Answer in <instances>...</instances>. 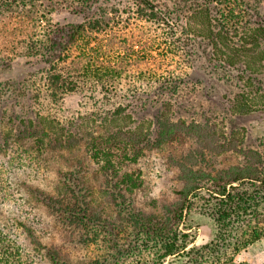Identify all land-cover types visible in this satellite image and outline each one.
<instances>
[{"label":"trees","instance_id":"1","mask_svg":"<svg viewBox=\"0 0 264 264\" xmlns=\"http://www.w3.org/2000/svg\"><path fill=\"white\" fill-rule=\"evenodd\" d=\"M131 1V11L123 18L124 12L107 9L90 16L86 12L90 0H0V63L29 58L43 64L38 95L56 100L78 91H98L111 103L122 89H126L123 98L127 99L149 94L152 89L160 93L162 112L161 120L153 123L157 130L155 141L149 132L151 126L135 122L133 113L125 107L119 105L107 111V125L113 131L103 143L93 144L92 157L104 158L106 167L102 170L111 173L115 171L111 150L120 142L125 159H129L128 152L138 157L142 151L158 147L164 135L177 129L205 142L211 139L209 143L213 145V134L202 125L168 121L171 101L183 93L184 72L179 67L189 60L187 47L180 45L170 16L157 4L152 0ZM217 1V13L222 19L213 18L210 9H191L190 19L198 30L189 39L207 43L211 61L231 70L240 69V91L228 101L231 115L264 113V101L257 108L248 101L249 95H260L264 100V92L256 85L264 65V25L244 22L239 29L240 19L246 18L239 3ZM58 11L82 14L84 20L64 26L52 24L50 16ZM212 18L216 23L223 22L214 25ZM139 49H144L143 55ZM120 121L133 127L123 132L116 128ZM145 124L149 126L146 129ZM32 133L40 143L49 139V145L53 143L58 148L78 143L72 135L66 141L50 137L43 122L37 123V132ZM217 149L237 151L233 141ZM239 153V163L209 172L188 158L177 166L181 189L173 206L165 207L164 214L158 217L134 211L123 200L117 224L94 213L85 195L77 197L74 189L78 185H74L71 173L67 183L74 188L71 186L69 192L65 190L57 197L41 196L40 201L61 225H66L62 232L79 233L70 243H79L80 239L83 248L93 247L99 252L71 261L59 249H49L37 240V264H120L129 260L135 264H234L237 254L264 236V154ZM122 178L124 185L134 183L127 174ZM117 179V174L108 177V185L117 188L113 184ZM204 223L211 229L205 242L194 235ZM15 256L19 259L22 255L0 232V264H10Z\"/></svg>","mask_w":264,"mask_h":264},{"label":"rangeland","instance_id":"2","mask_svg":"<svg viewBox=\"0 0 264 264\" xmlns=\"http://www.w3.org/2000/svg\"><path fill=\"white\" fill-rule=\"evenodd\" d=\"M152 1L170 16L176 28L175 37L180 38V45H186L189 59L184 67H179L180 72H184L185 84L182 85L181 97L170 103L168 121L177 125H202L213 134V145L209 143L211 139L205 142L177 129L164 135V142L158 147L144 150L138 157L128 152L129 159H125L121 154L120 142L111 150L115 171L106 172V169L102 170L106 167L105 159H93L92 146L99 141L103 143L113 131L107 125V111L119 105L125 107L133 113L135 122L144 121L151 126L149 132L155 141L157 130L153 123L161 120L162 112L160 93L152 89L149 94L127 99L123 98L126 89H122L120 95L112 98L110 103L98 91H78L54 100L37 93L43 64L29 58L0 63V232L22 255L19 259L15 256V261L10 264H37L40 257L34 243L37 240L49 249H59L61 255L71 261H80L99 252L93 247L89 250L83 248L80 239L79 243H70L79 237V233L68 235L62 232L66 225H61L48 212L40 201L41 196L64 195L65 190L69 192L71 186L74 188V185H78L74 189L77 197L85 195L94 213L116 224L120 221L117 214L123 200L124 205L134 211L161 217L164 208L173 206L180 197L178 164L186 163L190 158L198 168L209 172L239 163L242 159L239 151L264 154V113L233 116L228 112V101L240 91L237 81L240 69L231 70L211 61L209 45L201 39H189V35L198 30L190 19L191 9L194 6L198 10L210 9L211 16L218 20L222 19L217 13L219 2ZM228 1L239 3V8L246 15L243 21L240 19L237 25L239 29L247 22L264 25V0ZM86 7L90 16H97L107 9L124 12L121 16L125 18L131 11L132 1L90 0ZM83 20L82 14L68 11H58L50 16L51 23L60 26L79 24ZM221 22L216 23L213 19L214 25ZM139 50L143 55L144 49ZM256 85L264 92V65ZM248 101L257 108L264 100L260 95H249ZM41 122L48 129L50 137L66 141L72 135L78 143L71 148H58L53 143L49 145V139L40 143L32 132H37V123ZM118 124L116 128H122L123 132L126 127H133L126 126L122 121ZM147 124L145 129L149 127ZM231 141L235 143L237 151L222 152L217 149V146ZM71 173L74 185L67 183ZM114 174L118 175V179L113 180L117 188L107 183L108 177ZM126 174L132 178L133 184L122 183V177ZM209 226L204 223L203 227L194 231L196 240L205 242L208 239L211 233ZM233 263L264 264V236L237 254ZM120 264L135 263L129 260Z\"/></svg>","mask_w":264,"mask_h":264}]
</instances>
